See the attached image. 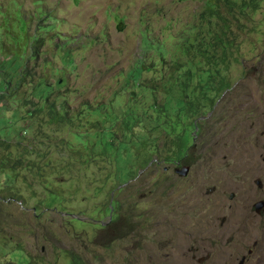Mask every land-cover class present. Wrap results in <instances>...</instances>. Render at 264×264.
<instances>
[{
    "label": "rangeland",
    "instance_id": "1",
    "mask_svg": "<svg viewBox=\"0 0 264 264\" xmlns=\"http://www.w3.org/2000/svg\"><path fill=\"white\" fill-rule=\"evenodd\" d=\"M208 4L0 0V141L36 161L50 146L54 164L46 184L27 169L18 178L0 170L1 199L20 196L0 219L2 259L264 264V210L254 208L264 200V0L237 48L211 51L217 61L200 54L220 29L210 28ZM49 96L68 112L58 127L37 111ZM189 98L200 111L187 110ZM86 151L97 164L78 162ZM184 154L185 177L170 160ZM69 160L75 167L62 171ZM58 176L64 199L48 207ZM117 211L135 227L115 239Z\"/></svg>",
    "mask_w": 264,
    "mask_h": 264
},
{
    "label": "trees",
    "instance_id": "2",
    "mask_svg": "<svg viewBox=\"0 0 264 264\" xmlns=\"http://www.w3.org/2000/svg\"><path fill=\"white\" fill-rule=\"evenodd\" d=\"M260 2L261 0H209V4L206 7L205 13L207 14V19L211 24L210 28H215L216 26H219L220 29H218L219 33L215 32L214 35L212 33L213 31H210L212 35L208 44L212 49H210L208 46L202 45V47H200L201 56L207 59L208 61H217L218 59H215L210 56L211 51H213L215 55L219 54L220 56H227L231 53L230 50L232 48H237L240 33L246 29L245 21H248L249 16L259 8ZM222 63L224 65L218 63H216L215 65H222L225 68L228 66V64L224 62ZM218 83L222 86H228L224 78H219ZM188 106L189 108L187 110H193V113L200 111L202 108L201 99L189 98ZM44 110H47L48 122L50 124H54L56 127L68 121V112L66 111V113L64 114L60 110H58L55 102L51 101V96L47 98L46 106L39 108V110L37 111L44 112ZM42 133L44 137H50L45 131H43ZM183 145L185 146L184 143ZM13 146L14 145L11 143L5 142L3 140L0 141V170L10 169L12 171H15L17 173L15 174V178H18L21 175L22 169H27V172H32L36 175H39L41 182L46 184V180L48 178L47 172L53 169L54 167V164L50 158V146H48V151L46 153H44L42 156L39 155L37 157L39 161L29 160L27 158L29 151H33L29 149L28 152L27 150L23 151V154L21 156L14 155V151L12 150ZM188 157L189 156H185L184 154V156L180 159L176 158L175 156L170 160L178 162L185 161L186 163L190 164ZM78 162L82 165H91L97 164L98 159L97 156H95L92 152L86 151V153L84 154L83 152H79ZM66 163L67 164L64 167L62 166L60 168L62 171H64L63 169L67 167L74 168L76 165V162L73 160H69ZM61 176L63 177V174H61ZM26 177L27 176H24L23 178L25 179ZM55 181H61L60 176H58L54 180V190L49 192L50 199L47 202L48 207L50 201L52 202L58 200L59 202H63L64 199L62 196V192L58 188L57 184H55ZM123 189L124 188H122V190ZM19 197L20 196L17 195H11L8 197L5 196L4 200L8 201H3L0 197V219H7V217L9 216V210L8 212L6 211L7 206L13 205ZM114 204L117 210L120 209L122 206V204L118 201ZM104 207L106 211L112 212L113 208L111 205L106 204ZM22 213L25 214L23 211ZM118 214V211L115 212L111 220L114 225L118 224L117 227L113 226L114 229H117V232L119 233H116V235L114 236L115 239L121 238L124 235L129 234V229H133L135 227L134 224L128 225L127 222H120ZM74 220L83 223L80 219ZM5 227L6 226L4 224H2V226L0 227V234L3 237H5V233L7 231ZM44 238L47 240L46 244L50 246L55 245V241L59 240L56 234H54V238L48 236H44ZM18 248H20V246H18ZM2 258L4 257L0 258V264H15V262L10 259L4 260Z\"/></svg>",
    "mask_w": 264,
    "mask_h": 264
},
{
    "label": "water",
    "instance_id": "3",
    "mask_svg": "<svg viewBox=\"0 0 264 264\" xmlns=\"http://www.w3.org/2000/svg\"><path fill=\"white\" fill-rule=\"evenodd\" d=\"M191 170V167L189 165H184L182 168L177 169V172L179 175L185 177L188 176L189 172ZM258 184L260 185V182L258 181ZM254 208L257 214H260L262 210H264V200H258L254 203ZM238 264H245V259L242 258Z\"/></svg>",
    "mask_w": 264,
    "mask_h": 264
},
{
    "label": "flooded vegetation",
    "instance_id": "4",
    "mask_svg": "<svg viewBox=\"0 0 264 264\" xmlns=\"http://www.w3.org/2000/svg\"><path fill=\"white\" fill-rule=\"evenodd\" d=\"M181 163H182V162H177L178 165L174 168V172H175L177 175H179V173L177 172V169L182 168V166H184V164H186V163H184L183 165H181ZM166 170H168V168H166ZM179 176H181V175H179Z\"/></svg>",
    "mask_w": 264,
    "mask_h": 264
}]
</instances>
